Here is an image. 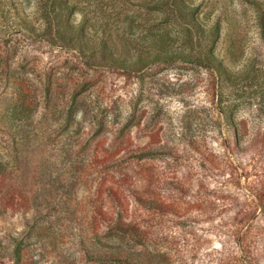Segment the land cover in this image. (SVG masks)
<instances>
[{"label": "rangeland", "instance_id": "rangeland-1", "mask_svg": "<svg viewBox=\"0 0 264 264\" xmlns=\"http://www.w3.org/2000/svg\"><path fill=\"white\" fill-rule=\"evenodd\" d=\"M154 1L60 0L57 9L50 0H0V156L14 172L13 187L32 204L0 213V251L9 264L15 248L37 264H101L94 259L101 248L89 226L90 204L101 178L117 179L129 166L135 189L151 177L150 194L177 214L135 205L131 221L150 230L148 237L123 241L111 229L101 238V224L100 240L129 248L144 264H264V214L253 193L264 181V0H162L159 9ZM48 20L50 31L42 35ZM59 22L82 23L95 54L101 42V49L105 44L134 61L156 52L150 47L159 41L183 56L113 68L62 40ZM24 72L41 106L32 122L19 124L8 118L6 77ZM84 75L93 86L76 97L73 121L53 138L50 118H64L70 88ZM82 119L92 131L74 145L65 135ZM101 136L110 152L129 137L135 147L172 153L94 168L88 154Z\"/></svg>", "mask_w": 264, "mask_h": 264}, {"label": "trees", "instance_id": "trees-1", "mask_svg": "<svg viewBox=\"0 0 264 264\" xmlns=\"http://www.w3.org/2000/svg\"><path fill=\"white\" fill-rule=\"evenodd\" d=\"M50 1L53 6H55L57 9H60V0ZM67 5L68 4L64 3L63 7H66ZM163 6L164 3L162 0H157L152 2L151 7L154 9H159ZM55 18L59 17L56 16ZM25 25H27L25 26V31L27 33L30 32L32 33V36L37 37L36 31L34 30L35 28L27 23ZM58 25V33H60V38L62 40H66V43L77 45L81 55H83L82 53H84V51H88L89 54H91L87 56L90 60H94L96 55H100V60L103 63L121 70H130L136 65H141L143 68H145L153 64L173 63L176 60L182 59L181 57L183 56L182 53L170 51L167 48V45L160 43L159 41H153L151 44L152 46L150 47L151 50L154 49L156 52L145 56L138 55L134 61H130L128 58H126V54L117 53L111 50L105 44L102 45L101 49V42L98 44L99 54H95L94 50H90L88 48L90 38L86 36L87 32L82 23L75 25L70 22H59ZM260 27L264 36L263 20H261ZM48 31H50L49 20L47 22V26L42 31V35L47 34ZM216 35L217 29L212 31V36L216 38ZM209 56H211V52L209 53ZM6 61H10V59L6 58ZM1 70H3V68H1ZM26 73L27 72H24L22 76L9 75L6 77V80H11L12 85V96L10 98L11 101L7 110L8 118L11 122L19 124L32 122L39 114L41 106L37 87L26 75ZM85 75L87 76L88 74L85 73ZM85 75L82 76V80L80 82H74L70 88L71 100L67 107V102H64V107L66 109L64 118L61 120H58L57 117L50 118V124L53 127L49 129V132L53 138L56 137L57 133L66 130L69 123L73 121L77 111L76 108H73L76 97L80 95L82 91L93 86V79H87ZM44 89L45 93L47 94L49 89H51L50 80L46 81ZM94 103L98 104L96 100ZM91 111V117L93 116L96 120L95 124L99 125L98 127L101 128L103 123L101 116L99 117L97 113L93 115L94 108ZM114 112L117 113L115 116L116 119H118V114L120 113L119 109L117 108ZM229 123L231 128L236 127V124L232 119L229 120ZM75 124V127L65 135V139L69 140L74 145H78L85 138L86 134H89V132L92 131V127L89 123H85L84 119L77 121ZM97 133H99L97 130L94 131V134ZM94 134L91 136L93 137ZM109 134L113 135L112 133ZM235 137L238 141V136ZM107 140V137L101 136V145H95L93 149H91L90 154H88L92 167H101L104 162L106 163L111 160L116 161V164L120 165L125 161L129 162L133 159H146L156 155L172 153L170 150H162V148L159 147L152 148L148 147L147 145L135 147L134 143L129 137L124 142L121 141L116 146H114L110 152L103 146V142H106ZM82 148H85V146L83 145ZM101 153L103 155L102 159L98 158V154L101 155ZM130 172L131 169L129 166L127 171L120 173L117 179L113 178L112 175H110L109 178H107L108 175H105L104 178H101L96 183L94 198L92 199L89 209V226H93L91 233L94 243L101 248V254L95 256L94 259L101 261V264H144L134 258L135 256L129 248L124 250L119 245L113 246L108 242L102 241V239L100 240L96 229L99 228L101 224L105 225L101 226V238L104 230L106 234H109L111 233V229H115L116 235L119 234V238L123 241L127 237L147 238L150 230L146 228L142 229L131 221L133 218V211L131 210L135 205L148 210H157L158 212L164 214H177V211L174 210L172 206H169L164 201H162L160 196L150 194L148 187L150 186V182H152L151 177H144L143 181H145V187L143 190L139 191L135 189L137 180ZM13 173L14 172H12L10 166L7 165L5 160L0 156V213H4L6 208L15 209L17 206H20V208L28 209L32 206V204H26L21 198L20 188L13 187ZM108 180L110 181L109 185L105 186V182ZM126 191L130 193L133 201L136 202V204L132 205V200L126 195ZM253 193L256 201L262 204L261 211L264 214V181H261L259 186L255 187ZM15 195L20 197L19 201H15ZM139 216L141 217V212H139ZM12 260L13 264H37V262H27L24 260L22 258L21 250L17 248H15ZM9 262L10 260L6 258V256H4L0 251V264H9Z\"/></svg>", "mask_w": 264, "mask_h": 264}]
</instances>
